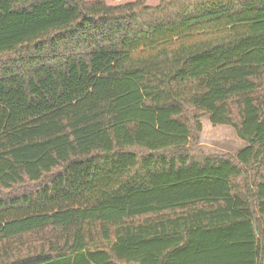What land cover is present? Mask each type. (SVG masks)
Wrapping results in <instances>:
<instances>
[{
  "label": "trees",
  "instance_id": "obj_1",
  "mask_svg": "<svg viewBox=\"0 0 264 264\" xmlns=\"http://www.w3.org/2000/svg\"><path fill=\"white\" fill-rule=\"evenodd\" d=\"M204 115L247 146L195 156ZM27 180L0 264H264V0H0V187Z\"/></svg>",
  "mask_w": 264,
  "mask_h": 264
},
{
  "label": "rangeland",
  "instance_id": "obj_2",
  "mask_svg": "<svg viewBox=\"0 0 264 264\" xmlns=\"http://www.w3.org/2000/svg\"><path fill=\"white\" fill-rule=\"evenodd\" d=\"M136 0H108V4L117 5ZM160 0H147L148 5H157ZM202 132L199 135V143L196 146H189V150L199 157H235L247 144L242 141L231 126H213L210 118L204 115L200 119ZM51 177H46L45 182ZM40 183L26 181L21 185L4 189L0 187V198L8 199L13 196L32 193L40 189ZM29 242H32L29 241ZM25 251V248L22 249Z\"/></svg>",
  "mask_w": 264,
  "mask_h": 264
}]
</instances>
